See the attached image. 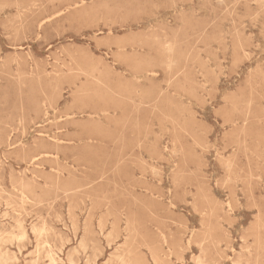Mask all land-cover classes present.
<instances>
[{
  "label": "rangeland",
  "instance_id": "rangeland-1",
  "mask_svg": "<svg viewBox=\"0 0 264 264\" xmlns=\"http://www.w3.org/2000/svg\"><path fill=\"white\" fill-rule=\"evenodd\" d=\"M0 232V264H264V0H0Z\"/></svg>",
  "mask_w": 264,
  "mask_h": 264
},
{
  "label": "bare ground",
  "instance_id": "bare-ground-1",
  "mask_svg": "<svg viewBox=\"0 0 264 264\" xmlns=\"http://www.w3.org/2000/svg\"><path fill=\"white\" fill-rule=\"evenodd\" d=\"M7 216H8V215H7ZM15 223H16V222H15ZM22 223H23V222H22ZM21 225H22V224H21ZM21 225H19V226H21ZM34 225H35V224H34ZM17 228H18V226H17ZM17 228H16V229H17ZM21 228H24V227L22 226ZM34 228L37 229L36 226H35ZM38 228H39V227H38ZM24 229H25V228H24ZM24 229H22V232H23ZM45 229H46V228H45ZM14 230H15V229H14ZM44 231H46V230H44ZM12 232H14L13 229H12ZM12 232H11V233H12ZM17 232H18V230H17ZM19 232H20V231H19ZM0 233H1V232H0ZM8 233H9V232H8ZM14 233H15V232H14ZM1 234H2V233H1ZM38 234H39V233H38ZM11 235H12V234H11ZM13 235H14V234H13ZM18 235H19V234H18ZM21 235H23V234L21 233ZM26 236H27V235H26ZM0 238H1V237H0ZM12 238H13V237H12ZM14 238H15V237H14ZM23 238L26 239L25 237H23ZM16 239H17V238H16ZM19 239H20V238H19ZM5 240H6V239H5ZM84 240H85V239H84ZM16 241H17V240H16ZM18 241L20 242V240H18ZM82 242H83V241H82ZM2 243H3V242H2ZM91 243H92V241H91ZM93 243H94V242H93ZM80 245H81V244H80ZM84 245H85V244H84ZM43 246H44V245H43ZM87 246H88V245H87ZM82 247H83V246H82ZM84 247H86V246H84ZM108 247H109V246H108ZM7 249H8V248H7ZM7 249H6V250H7ZM0 250H1V249H0ZM49 250H50V248H49ZM74 250H75V249H74ZM86 250H87V249H86ZM75 251H76V250H75ZM5 252H6V251H5ZM6 253H7V252H6ZM47 253H48V252H47ZM2 254H4V253H2ZM7 254H8V253H7ZM71 255H72V254H70V256H71ZM3 256H4V255H3ZM48 256H50V255H48ZM51 256H52V255H51ZM88 256H89V255H88ZM1 257H2V255H1ZM7 257H8V255H7ZM14 257H15V256H14ZM52 257H53V256H52ZM94 257H96V255H95ZM119 257H120V256H119ZM4 258H5V256H4ZM71 258H72V256H71ZM117 258H118V257H117ZM121 258H122V257H121ZM121 258H120V260H121V261H124V258H122L123 260H122ZM6 259H7V258H6ZM8 259H9V258H8ZM14 259H15V258H14ZM14 259H13V260H14ZM53 259H54V258H53ZM13 260H11V261H13ZM49 260H50V257H49ZM72 260H73V259H72ZM53 261H54V260H53ZM54 262H55V261H54ZM71 262H72V261H71ZM71 262H70V263H71ZM111 262H112V261H111ZM130 262H131V261H130ZM130 262H129V264H130ZM51 263H52V261H51ZM55 263H57V261H56ZM123 263H124V262H123ZM125 263H126V262H125Z\"/></svg>",
  "mask_w": 264,
  "mask_h": 264
}]
</instances>
